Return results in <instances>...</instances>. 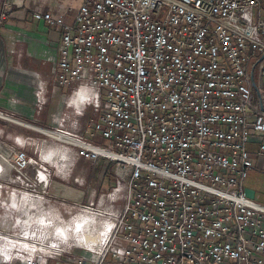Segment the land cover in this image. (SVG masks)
<instances>
[{"label": "built area", "instance_id": "1", "mask_svg": "<svg viewBox=\"0 0 264 264\" xmlns=\"http://www.w3.org/2000/svg\"><path fill=\"white\" fill-rule=\"evenodd\" d=\"M33 17L61 30L56 79L79 82L68 103L96 108L107 142L51 130L71 140L56 139L63 159L119 163L83 208L96 240L65 264H264V204L245 185L249 144L264 152V0H81ZM0 158L19 175L36 162Z\"/></svg>", "mask_w": 264, "mask_h": 264}, {"label": "crops", "instance_id": "2", "mask_svg": "<svg viewBox=\"0 0 264 264\" xmlns=\"http://www.w3.org/2000/svg\"><path fill=\"white\" fill-rule=\"evenodd\" d=\"M76 1L24 0L23 4L19 5V0H14V6L9 10L8 16L0 15V111L19 120L15 122L12 119L7 120L0 117V155L10 156L17 150H24L36 161V166L28 170L26 176L23 177L12 170L7 174V165L0 158V174L12 176L8 183L0 182V198L4 197L2 192L11 189L16 191L19 188L62 191L64 187H67L65 185L67 183H64L60 175L62 172L63 174L69 173V177L74 180L67 184L66 194L73 198H70L71 200L75 198L82 200L83 190L76 178L84 175L94 176L95 168L99 165L100 159L95 162L80 159L71 170L64 171L66 164L63 165L62 161H54L50 165L54 164V168L58 170L52 172L53 170L49 168V159L58 154L50 155L43 149L48 143L46 135L53 136L50 131H45L49 129L63 131L98 144H107L99 135H94L90 127V121L98 118L100 112L93 106L80 110L68 103V96L79 82L71 86H62L56 79L62 46L61 30L49 27L43 21L33 17L34 10L39 8L63 14L68 8H77L81 0ZM261 86L262 91H259L253 85L254 102L264 112V76L261 79ZM248 147L255 164L258 157L255 149L259 150V144L251 142ZM59 155L62 157V152ZM254 170L255 168L252 171ZM50 176L56 178L52 179ZM32 180L33 182L35 180L34 184L31 183ZM113 183V180H110V184L113 185ZM247 192L255 198L253 192L249 190ZM11 244L12 247L22 248L15 242ZM7 261L4 263L0 261V264H15L11 260Z\"/></svg>", "mask_w": 264, "mask_h": 264}, {"label": "rangeland", "instance_id": "3", "mask_svg": "<svg viewBox=\"0 0 264 264\" xmlns=\"http://www.w3.org/2000/svg\"><path fill=\"white\" fill-rule=\"evenodd\" d=\"M13 1L14 0H0V15L3 14V17L5 15L8 16L10 8L6 9V4L13 3ZM13 6L14 5H12V8ZM6 10L8 11L6 12ZM51 130L54 131L53 129H49V131ZM52 135L55 137L54 134ZM46 136L48 138V143L46 144V148H43L44 151H48L50 155H53V153L58 154L54 155V157L51 156V158L49 159V168L53 170L52 172H57L58 169L54 168L55 165L50 164L54 161H62L61 163H63V165L64 163L67 164L64 169L71 170L73 168V165L70 166L69 163L59 155V153L63 151V148L61 146L63 143L61 141H57L50 135ZM256 153H258V157L255 160V170L250 172L245 185L247 191L249 190L253 192L255 194V199L259 203L264 204V152H260L259 150L255 149V154ZM118 164V162H108L105 159H100L99 165L95 168L94 176L84 175L77 177L76 180H78V184L83 190L81 193V198L83 197L82 200H78L77 198L71 200L73 198L66 194L68 188L67 184H70V182L72 181L74 182V180L69 177V173L63 174L62 172H60V175L63 177L64 183H67L65 184L67 187H64L65 189L62 191H48L39 189L26 190L24 188H19L16 191H13L11 189L12 191L7 190L6 192H2L4 197L0 198V203L2 202V205H0V235H2L0 236V261L4 263L7 260H11L12 263L19 264L22 262L26 263L27 259L31 257H42L47 258L50 262H62V264H65L66 262H74L76 260V257L82 252L81 248L79 247V245L68 241V239L66 238H63L64 236L60 238V244L58 243L57 246L53 245L54 247L51 245L49 237L46 241L37 240V242L35 243L27 240L28 242L35 244L38 247H35L34 249H30L27 247L24 249L12 250V253L9 257L3 254V250H7L12 247V242H10L8 238H16L15 234H17L18 232H25L26 230L34 231L35 227L40 224L39 222H41L42 219H45L46 222L51 224V227L47 229L50 234L52 233L51 237H54L56 235L55 238H58L57 231H55L56 229H58L56 226L57 224L71 229V226L74 224L76 217L85 214V212L83 211V208L85 206H89V204H93V202V205H95L98 202L99 198L102 196V193H106L111 190L115 183V175L113 173V169ZM33 166L30 168L31 170L33 169ZM90 167L92 168L93 166ZM7 168V174L11 173V168ZM26 174H23L22 176L25 177ZM10 177L12 178V176L10 175L6 176L4 174H0V182L2 184H6L10 180ZM50 177L52 179L56 178L55 176ZM110 180H113V185L110 184ZM34 182L32 180L31 183L34 184ZM85 188L87 189L85 190ZM76 193H78V191ZM89 201L91 202L89 203ZM7 205H11L12 207ZM19 241H22V239ZM58 248L62 249V251H60Z\"/></svg>", "mask_w": 264, "mask_h": 264}, {"label": "bare ground", "instance_id": "4", "mask_svg": "<svg viewBox=\"0 0 264 264\" xmlns=\"http://www.w3.org/2000/svg\"><path fill=\"white\" fill-rule=\"evenodd\" d=\"M9 119H12V118H9ZM45 131H49V130H45ZM50 133L54 134L56 138L53 136L52 137L57 139V140L66 141V139H67L68 141H71L70 139H68V138H66L60 134H56L55 132L50 131ZM65 170H67V169H64V171ZM91 216H92L91 213H87V216L86 215L77 216L76 220L74 221V224L71 226V229L65 228V227L57 224L56 226L58 229H56L55 231H57V237L59 239L55 238L56 235L54 237H51L52 233L50 234L47 231V229H49L51 227L50 226L51 224L46 222L45 219H42L41 222H39L40 224L35 227L34 231L26 230L25 232H20V233L18 232L17 234H15V237L19 240L22 239V241H16L17 240L16 238H8L10 242H15V243L19 244L20 246H22V248L11 247L7 250H3V254H5L6 256L9 257L12 253V250L24 249L27 247L30 249H34L35 247L37 248L38 246H36L35 244H32L30 242L35 243V242H37V240L46 241V240H48L49 237H50L49 241H51L52 246L53 245L57 246L58 243L60 244L61 241H59V240L63 236H64L63 238H66V239H68V241H71L77 245L83 243L84 241L86 243H88L90 240H96L97 234L92 235V233H91L92 232V226H90L88 228V223H86L89 221ZM86 228H88V232L85 230ZM93 229H95L94 226H93ZM27 240L30 242H28Z\"/></svg>", "mask_w": 264, "mask_h": 264}]
</instances>
